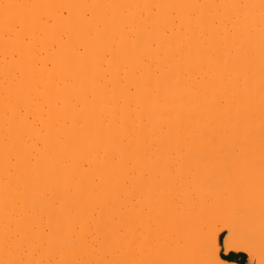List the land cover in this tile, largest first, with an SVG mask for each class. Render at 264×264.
Wrapping results in <instances>:
<instances>
[{
    "label": "bare ground",
    "instance_id": "1",
    "mask_svg": "<svg viewBox=\"0 0 264 264\" xmlns=\"http://www.w3.org/2000/svg\"><path fill=\"white\" fill-rule=\"evenodd\" d=\"M218 224L264 257V0H0V264H147L156 230V264H238Z\"/></svg>",
    "mask_w": 264,
    "mask_h": 264
},
{
    "label": "rangeland",
    "instance_id": "2",
    "mask_svg": "<svg viewBox=\"0 0 264 264\" xmlns=\"http://www.w3.org/2000/svg\"><path fill=\"white\" fill-rule=\"evenodd\" d=\"M196 199H197V198H195V200H196ZM195 200H194V201H195ZM198 200H199V199H198ZM198 200H196V201H198ZM194 201H193V202H194ZM196 201H195V203H196ZM197 203H198V202H197ZM187 209H188V206H186V210H187ZM133 218H134V217H133ZM219 227H220V225L218 224V225L216 226V228L218 229V234H217L218 237L216 236V241H217L216 244L218 243L216 246H217V248H219L218 251H217L218 258H219V260L222 261V262H223V261H224V262H230V261H227V260H224V259L221 258V254H227L228 252L233 251V250H228V249L226 250V248H225V246H224V244H223L224 237L229 233V231H225V232L220 231V230H219V229H220ZM149 232H150V231H149ZM155 232H157L156 235H155V234L153 235V234H152V231H151V233H150L151 235L148 234L149 236H147L148 239H150V237L153 235V238L151 237L152 241H153V239H154V241L156 242V239H158V238H160V240L162 241L164 238L162 239L161 236L158 234V233H159V230H156ZM263 232H264V230H263ZM263 232L260 233V238H261V240H262L263 243H264V233H263ZM153 233H154V231H153ZM175 236H176V235H175ZM175 236L172 235L173 238H175ZM155 237H157V238L155 239ZM176 237H177V236H176ZM180 238H181V237H177L176 239H174V240H176V241H174V240L172 241V242H175V243H172V242H171L172 238L170 239V242L168 241L167 243H165V242H166V239H165L163 242L160 241L161 243L159 244L158 248L161 247L162 251H161V249H159V251H160L159 254L162 255L161 252H164V253H165V250L167 251L168 248L172 249L173 247H175V245H177V243H180V242H181V241H180V242L177 241V240H180ZM148 239L146 240V243H148V245H146V248H147V246H149V247H148V249H146V250H149L150 247H155L156 250H157V249H158L157 246H155V245L152 246V244L155 243V242L153 241V243H152V241H149L150 243H152L151 246H150V245H149L150 243L147 242ZM181 239H183L182 242L185 241V240H184L185 237H182ZM217 239H218V240H217ZM158 240H159V239H158ZM182 242H181V243H182ZM157 244H158V243H157ZM166 246H167V249H164V251H163V247H166ZM155 248H154V249H155ZM154 249L152 248V250H149V251H151V253H153L152 255H154V253L156 254L157 251H158V250H157V251L155 252ZM168 250H169V249H168ZM233 252H236V251H233ZM237 252H244V253H246V255H247V259H246V260H247V264H264V262H263L264 260L261 261L262 259H264V257L260 255V257H262V258H260V257H259V254L256 255L257 253L254 254V253L249 252V251H237ZM147 254H148V251H147ZM149 255H150V256H149ZM152 255H151L150 253L147 255V264L150 263V262H151V264H153V263L156 264V262H154L155 260L152 259V258L154 257V256H152ZM156 255H157V254H156ZM161 255H160V256H161ZM254 256H256V257H254ZM150 257H151V258H150ZM161 257H162V256H161ZM253 257H254V258H253ZM163 258H164V256H163ZM166 258H167V257H165V260H164L163 262H165V264H166V263L168 264L169 262H167V261H169V258H168V260H166ZM259 258H260V260H259ZM155 259H156V258H155ZM157 259L159 260L158 257H157ZM157 259H156V261H157ZM256 259H257V260H256ZM258 260H259V261H258ZM163 262H162V263H163ZM205 262H206L207 264H211V261H210V263H208V262H209L208 260H207V261H206V260H205V261L203 260V263H205ZM262 262H263V263H262ZM160 263H161V261H160ZM163 264H164V263H163ZM238 264H239V263H238Z\"/></svg>",
    "mask_w": 264,
    "mask_h": 264
},
{
    "label": "trees",
    "instance_id": "3",
    "mask_svg": "<svg viewBox=\"0 0 264 264\" xmlns=\"http://www.w3.org/2000/svg\"><path fill=\"white\" fill-rule=\"evenodd\" d=\"M221 258L230 262H236L239 264H247V255L244 252L230 251L227 254H221Z\"/></svg>",
    "mask_w": 264,
    "mask_h": 264
}]
</instances>
